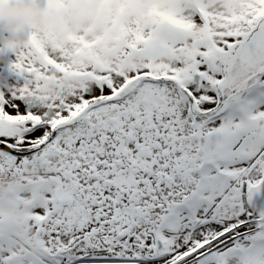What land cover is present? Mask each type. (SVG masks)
<instances>
[{"label": "snow or ice", "instance_id": "6c2138e0", "mask_svg": "<svg viewBox=\"0 0 264 264\" xmlns=\"http://www.w3.org/2000/svg\"><path fill=\"white\" fill-rule=\"evenodd\" d=\"M133 2L41 0L110 47L0 28V264H264V0Z\"/></svg>", "mask_w": 264, "mask_h": 264}, {"label": "clouds", "instance_id": "9594fccd", "mask_svg": "<svg viewBox=\"0 0 264 264\" xmlns=\"http://www.w3.org/2000/svg\"><path fill=\"white\" fill-rule=\"evenodd\" d=\"M180 0H134L120 14V20L128 23L139 18L146 20L154 8L167 10L178 6ZM61 13L53 9L46 11L38 4V0H0V28L6 29L10 34L19 38L24 36L37 21L56 22L64 32L74 31L77 21L74 16L65 20L59 19ZM23 189H21V192Z\"/></svg>", "mask_w": 264, "mask_h": 264}, {"label": "rangeland", "instance_id": "374dc122", "mask_svg": "<svg viewBox=\"0 0 264 264\" xmlns=\"http://www.w3.org/2000/svg\"><path fill=\"white\" fill-rule=\"evenodd\" d=\"M41 8H44L46 11L57 9V7L48 8L45 4H42ZM60 11L62 13V20H65L69 16H74L78 25L75 31L80 36H85L86 40H89V42H94L97 48L110 47L116 43V37L120 34V30L118 27L113 26L110 23H106L95 17H81L76 13H67L63 8H61ZM119 21L122 24H127L121 22L120 18ZM84 52L85 49H80V58L83 56ZM72 60L73 62H76L78 59L72 57ZM130 62L131 61L128 59L121 61V63ZM21 189H23V191L25 190V184L18 179L12 180L8 184L0 185V193L5 194L9 193L10 191L21 192Z\"/></svg>", "mask_w": 264, "mask_h": 264}, {"label": "bare ground", "instance_id": "6f19581e", "mask_svg": "<svg viewBox=\"0 0 264 264\" xmlns=\"http://www.w3.org/2000/svg\"><path fill=\"white\" fill-rule=\"evenodd\" d=\"M38 4L39 6L41 7L42 6V3H41V0H38ZM44 5V4H43ZM61 8L57 7V11L61 13L60 11ZM62 14V13H61ZM59 19L62 20V16L59 17ZM53 26H55V28L57 29L58 32H60L62 35H71V36H80L75 30L74 31H70V32H64L61 27L58 26V24L56 22H52V23H49ZM89 42V40H87ZM72 57H75L76 59H80V49L79 50H76L74 49L71 54H70V60L73 62L72 60Z\"/></svg>", "mask_w": 264, "mask_h": 264}]
</instances>
